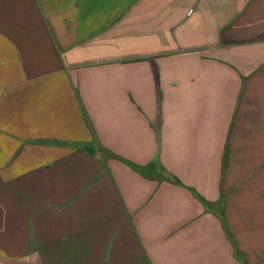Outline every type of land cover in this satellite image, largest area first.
I'll return each instance as SVG.
<instances>
[{
  "label": "crops",
  "instance_id": "crops-1",
  "mask_svg": "<svg viewBox=\"0 0 264 264\" xmlns=\"http://www.w3.org/2000/svg\"><path fill=\"white\" fill-rule=\"evenodd\" d=\"M0 264H264V0H0Z\"/></svg>",
  "mask_w": 264,
  "mask_h": 264
}]
</instances>
